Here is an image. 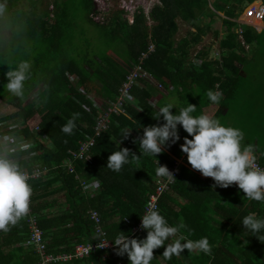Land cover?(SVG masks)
<instances>
[{"label":"trees","instance_id":"obj_1","mask_svg":"<svg viewBox=\"0 0 264 264\" xmlns=\"http://www.w3.org/2000/svg\"><path fill=\"white\" fill-rule=\"evenodd\" d=\"M43 1L5 0V10L0 14V20L6 25L21 24L23 27L20 36L10 39V44L22 48V39H26L41 43L43 48L41 54L33 57L34 68L30 79L25 82L23 97H15L5 89V74L11 67L6 63L0 65V100L16 109L2 118L24 125L21 129L0 133L14 132L32 142L26 150L16 153L24 170L30 171L34 165H59L72 156V151L78 150L80 142L93 136L94 126L104 107L116 101L127 74L140 63L142 53L148 52L151 44L154 50L143 60L142 68L167 91L165 94L153 83L139 79L131 90L136 105L125 104V112L110 113L108 128L95 138L89 150L90 161H76L75 174L60 168L48 178L29 182L33 189L32 209L38 217L48 252L60 253L73 251L78 243L97 240L89 209L99 213L110 240H115L120 233L128 235L140 220L160 177L156 174L155 158L140 156L138 144L145 126L163 123L162 118L155 119L156 107L174 100L177 113L189 103L197 106L193 115H200L207 114L210 105H218L222 110H215L213 117L226 126L238 124L229 116L237 109L235 104L240 92L245 94V101L253 100V96L247 94L246 83L256 63L264 69V30L257 32L254 27L245 25L241 35L238 33L240 25L236 19L241 11L232 5L235 0H156L147 13L139 6L129 18L127 12L117 9L107 23L95 21L96 6L94 0H88L85 7L90 8L89 22L100 28V34L107 40L106 45L114 48L116 53L101 58L92 45L81 46L76 51L71 46L70 31L74 24L67 20L71 10L66 5L52 0L49 7L43 8ZM239 1L264 3V0ZM50 5L54 7L52 11ZM247 12L249 9L244 16ZM178 20L193 29L180 38H176ZM216 23L220 28L213 27ZM252 23L259 29L264 28V23L259 20ZM209 32L218 42L221 62L209 59L210 49L202 43ZM0 34L4 35V32L0 31ZM199 44L202 47L197 50ZM196 50L195 57L201 59L198 64L191 58V52ZM42 58H46L47 64L41 63ZM34 90L35 97L27 100ZM209 90L222 93L218 104L209 100ZM154 93L159 97L152 105L150 100ZM171 111L175 113V109ZM74 113H79V118L69 135L62 128ZM255 123L252 126L257 132L248 135L246 129V138L252 142L256 157L264 163V122L260 119ZM36 127L49 140V145L41 134L33 132ZM178 128L181 139L157 156L159 165L167 168H173L177 160L184 158L174 175L177 181L159 197L158 209L170 224H185L182 234L188 239L207 237L212 252L204 254L185 249L180 256L166 259L161 247L154 250V256L158 255L166 264H264V239L251 235L240 223L250 212L264 216V203L247 199L236 185L228 188L214 186L212 178L192 169L180 149L188 134ZM125 129L131 130L123 138ZM120 140L121 148H128L140 158L115 172L106 167L107 158L118 150ZM59 180L61 185L49 190ZM82 182L87 186L96 182L93 193L86 191ZM45 196L47 199L41 202ZM54 206L60 207V213L47 216L46 211ZM26 218L11 226L9 231H0V264H38L35 251L24 245L29 235ZM145 237L146 231L143 230L134 238ZM122 259L129 260L127 255H118L115 248L107 253L96 250L82 259L57 264H117ZM152 264L160 263L153 260Z\"/></svg>","mask_w":264,"mask_h":264},{"label":"clouds","instance_id":"obj_2","mask_svg":"<svg viewBox=\"0 0 264 264\" xmlns=\"http://www.w3.org/2000/svg\"><path fill=\"white\" fill-rule=\"evenodd\" d=\"M258 2L261 1L249 3L242 8V11L249 5H256ZM52 9L51 6L50 10ZM3 10V6L0 5V12ZM239 15L241 16V12ZM151 45L154 47L153 44ZM243 45L247 46L245 43ZM200 48L197 46V50ZM197 50L192 53L191 57L194 63H196L194 58ZM218 53L220 56L219 49ZM213 59L218 58L214 57ZM141 63L143 61L141 62L140 60V63L132 67L129 73L138 65L145 72ZM8 69L5 74L7 91L15 97H23L25 94V82L31 77L30 62L20 61L15 67ZM145 73L147 74V72ZM148 78L153 79L148 74L147 77H143L146 80ZM139 79L141 78L137 79L136 84ZM156 84L159 90H164L158 82ZM207 96L211 102L218 104L222 93L209 90ZM130 105L135 106L136 103L134 102V104ZM196 108L197 106L187 103V106L180 108L177 113L174 100L163 106L156 107L157 117L155 119L160 120L162 118L163 123L143 128V134L138 138L139 149L141 150L139 151L140 156L144 154L154 157L157 165L156 174L162 178H166L169 182L177 181L174 174L169 171V168L159 165L157 156L162 154L165 148L170 147L181 139L179 126L188 134V136L183 138L180 149L182 153L186 154L187 162L192 169L199 171L204 177L212 178L215 182L214 186L228 188L236 185L243 191L244 197L247 199L264 203V168L256 164L257 157L254 146L244 144V133L240 128L230 125L226 126L220 120L208 114L193 115ZM172 109H175L174 114L171 111ZM78 118L79 113H74L63 126L62 131L71 135L76 127L75 121ZM18 124L23 125L21 123ZM7 130L12 129L7 128ZM130 130H124L123 138L129 135ZM11 133L14 134V132H10L7 135L1 133L0 135L8 136ZM188 137L191 138L189 139ZM43 140L46 142L47 138ZM121 140L119 141L118 150L110 153L107 158L106 167L115 172H119L124 165L137 161L140 158V156L130 153L128 148H121ZM133 142L137 143V141ZM27 147L28 145L18 137L13 139L11 143H9V137H5L3 142H0V231L3 232L9 231L10 227L15 226L30 210V198L33 192L32 186L29 183L30 176L21 167L16 158V153L26 150ZM48 175L44 177L47 178ZM94 183L88 186L85 185L86 188L82 183L81 185L85 189H88V192L93 193L96 187ZM90 187L93 188L90 189ZM155 189L156 186L154 187V191ZM140 220L141 228L146 231L145 238H130L128 235L119 232L120 235L115 238L114 242L112 241L116 246L117 254L121 256L127 255L130 264H152L154 250L161 247L164 248L162 256L166 259L180 256L185 249L188 252L198 250L204 254H211L212 252V247L207 237H201L198 240L188 239L187 236L182 234V230L186 228V225L182 222L175 225L170 224L158 208L153 207L148 209L140 217ZM240 223L243 225L244 230H247L251 235L256 236L259 240L264 239V235H262L264 234V216L250 212L242 217ZM106 243L102 244L101 247Z\"/></svg>","mask_w":264,"mask_h":264},{"label":"rangeland","instance_id":"obj_3","mask_svg":"<svg viewBox=\"0 0 264 264\" xmlns=\"http://www.w3.org/2000/svg\"><path fill=\"white\" fill-rule=\"evenodd\" d=\"M87 1L88 0H56V3L64 4L69 8V10H71V14H69L67 17V20L70 23L74 24L73 30L70 31V37L72 38L70 42L73 43L71 44V46H73L76 51V49L81 46L92 45V47H96L101 58H108L109 56H112V54L116 55L114 48H109L108 45H106L107 40L100 34V28L89 22L90 8L85 7ZM4 2L5 0H0V5H2L3 8L5 7L3 5ZM154 2H156V0H95L94 4L96 6L97 14L94 19L95 21H100L101 23H107L110 19V16L113 14L112 12H115L117 9H123L125 12H127L128 15L126 14V16H128L129 18L132 16V12L137 6L144 7L145 11L147 12ZM234 2L232 3V5L235 6V9L237 11H241L244 3H241V1L239 0H235ZM7 3L9 2L7 1ZM50 3H52V0H44L41 6L43 8L49 7L48 4ZM52 8L54 9L53 6ZM49 9H51V7ZM4 10L2 12H4ZM148 23L151 24L152 22L149 21ZM213 27L220 28V24L216 23L213 25ZM178 28L179 29L177 31L176 38L184 37L189 30H193L190 29L188 24L183 23L180 20H178ZM262 29L264 30V28ZM22 30L23 27L21 24H12L10 26L6 25L2 20H0V31L1 33L4 32V35L0 34V65L2 63H6L7 67L12 68L15 67L16 64L20 61H28L31 64V69L34 68L33 57H37L39 53H42V44L39 42H32L31 40L22 39L23 45L22 48H20L17 44L9 43L10 39H15L17 35L20 36ZM202 43L206 45L205 47L207 49H210V56H208L209 59L218 56V44L215 41V37L213 36L212 32H209L206 36L203 37ZM16 46L17 48H15ZM198 46L202 47V44H199ZM192 53L193 52H191V56ZM41 63L47 64L46 58H42ZM252 69L253 70L246 83V87L247 94L252 95L253 100L245 101V94L240 92L236 100L237 103L235 104L237 109L233 111V113L229 116L232 122L238 123L233 127L240 128L243 131L244 144H252V142L248 138H246V129L248 135L255 134L257 130L253 128L252 125H256L257 123L255 122L260 121V119H262L264 122V69L257 66V63L252 67ZM147 81L156 85L154 79L148 78ZM3 84L4 83H2V85ZM5 89L7 90L6 86ZM163 92L166 94V91ZM155 94L156 93H154V95ZM242 94L243 98L241 100ZM34 97L35 90L32 94L30 93L28 95L27 100L31 101ZM157 97H159L158 94ZM238 102L240 103V105ZM10 109L14 108L6 105L4 102H2V100H0V122H8L6 120L1 121V118L4 117V115L2 114L6 113ZM217 109L222 110V108H219L218 105H210L206 109V113L212 116ZM14 110L16 111V109ZM46 144L49 145V140L46 141Z\"/></svg>","mask_w":264,"mask_h":264},{"label":"built area","instance_id":"obj_4","mask_svg":"<svg viewBox=\"0 0 264 264\" xmlns=\"http://www.w3.org/2000/svg\"><path fill=\"white\" fill-rule=\"evenodd\" d=\"M249 7V8H248ZM246 9H249V12H247L246 17L244 16L246 9L244 10L243 15L237 18V22L240 25L238 28V33L241 35L243 32L242 26L244 25H253V21L259 20L260 22L264 19V3L258 2L256 5H249ZM241 37V36H240ZM242 44H244V41H242ZM247 47V46H246ZM154 47L150 45L148 52L142 53V57L140 58L141 62L144 58L148 56V53L153 51ZM220 60V56L218 53V56H216ZM194 61L196 64L201 62V59L195 57ZM221 62V60H220ZM147 77V74L142 71L141 67L138 65L132 70L129 75L127 76L125 82L122 84V86L119 89V95L116 98L115 102H111L109 105H106L104 107V112L100 115L98 118L95 126H94V135L88 136L87 140L80 142L78 146V150L73 152L72 156L65 159L59 166H54L53 168L42 166V165H34L32 170L27 171L25 170L29 176L30 180H39L43 178L44 176L48 175L52 169H59L64 168L70 173H75V163L78 160H85L90 161L91 155L89 150L93 147L95 143V138L98 137L102 131L106 130L108 128V125L110 123V113L113 111L118 112H125V104H134L133 98L131 96V88L134 84H136L138 78ZM160 86V85H159ZM94 101V100H93ZM97 106H100L99 104ZM4 126H8V129H14V128H23L24 125H19L11 122H0V128H3ZM34 132L40 133L38 127L35 128ZM44 139H46L45 135L41 134ZM13 139L15 138H21L23 142L26 145H31L32 142L29 140H26L23 135H13ZM184 158H180L177 160L173 166V168H169V171H171L174 175L176 173L178 165H180L181 162H183ZM256 164L262 168H264V163H261L257 157ZM172 182L167 181L166 178L159 177L157 179V185L154 192L150 193L149 198L147 200V203L145 205V212L150 208H158V199L162 195L163 192L169 189L170 184ZM97 183H94V186ZM82 185L86 188V184L82 182ZM93 187H90L92 189ZM32 199L30 198V210L28 214L26 215V220L29 227V235L27 239L25 240V245L27 247L32 248L35 253L38 256V264H57V263H68L72 262L75 259H82L84 257L89 256V254L93 251L100 250L103 252H110L113 251L116 246L112 243L114 240H110L107 238V232L103 227L102 220L96 210H89L88 215L90 216L91 220L94 222V230L95 235L97 237V240L94 242H87V243H79L75 245L72 252H61V253H52L48 252L46 241L43 237V231L39 227L38 217L35 215L32 209ZM143 214V215H144ZM125 222L130 223L129 219H125ZM143 231L141 228V220L136 223L132 229L131 232L128 234L130 238H134L136 235L140 234ZM108 241V242H107ZM107 242V243H106ZM106 243L103 247H101L102 244ZM117 264H122L120 261L117 262Z\"/></svg>","mask_w":264,"mask_h":264},{"label":"crops","instance_id":"obj_5","mask_svg":"<svg viewBox=\"0 0 264 264\" xmlns=\"http://www.w3.org/2000/svg\"><path fill=\"white\" fill-rule=\"evenodd\" d=\"M254 2H257V1H254ZM244 3V2H243ZM244 7V4H243V6H242V8ZM218 14L220 15V16H222V17H224V14L223 13H221V12H218ZM241 15H243V12H242V10H241ZM238 17H240V15L238 16ZM237 17V18H238ZM263 23V22H262ZM254 25V24H253ZM256 26V27H255ZM254 26V28L256 29V31L257 32H261V31H263V29L261 30V29H259L258 27H257V25H255ZM251 27H253V26H251ZM216 41V40H215ZM217 42V41H216ZM217 44H218V42H217ZM243 75H245V74H243ZM155 81V80H154ZM156 82V81H155ZM157 83V82H156ZM157 85V84H156ZM161 92H163V91H165V90H160ZM164 93V92H163ZM166 93H167V91H166ZM158 101V97H157V95H155L154 97H152L151 98V100H150V103L152 104V105H155V103ZM14 109H10L9 111H7L6 113H3L2 115H4V116H6V115H8V114H10V113H13V112H15V110L13 111ZM6 114V115H5ZM3 120H6V121H8V123H9V121H11L12 123H16V124H18V122L17 121H13V120H10V119H4V118H1V121H3ZM7 127L8 126H4L3 128H0V132L1 131H6V129H7ZM7 135V134H6ZM14 134H8V136H1L0 135V142H3V140H4V138L5 137H9V143H11V141L13 140V136ZM50 143V142H49ZM259 155V154H258ZM55 166H59L60 167V164L59 165H55ZM49 167V166H48ZM54 166H51L50 168H53ZM25 170H27L28 171V169H25ZM32 170V169H31ZM55 170H57V169H52V171L50 172V174L47 176V178L48 177H50L51 175H52V172L53 171H55ZM32 181V180H31ZM31 181H29V182H31ZM61 185V181L59 180V181H57V182H55L53 185H52V187L51 188H49V190L50 189H55V188H57V187H59ZM86 191H88V189H86ZM41 192H45V191H41ZM54 196V195H53ZM53 196H51V197H53ZM47 199V197L45 196L44 197V199H42L41 200V202H43L44 200H46ZM60 207H53V208H50V209H48L47 211H46V215L47 216H55V215H58L59 213H60V209H59ZM27 239V238H26ZM25 245V244H24ZM26 246V245H25ZM5 251H8L9 249H4ZM197 250H193V252H196ZM155 258H154V261L156 260V261H158L160 264H166V262H164L158 255H155L154 256ZM120 262L122 263V264H130V261L129 260H127V259H122V260H120Z\"/></svg>","mask_w":264,"mask_h":264},{"label":"water","instance_id":"obj_6","mask_svg":"<svg viewBox=\"0 0 264 264\" xmlns=\"http://www.w3.org/2000/svg\"><path fill=\"white\" fill-rule=\"evenodd\" d=\"M249 4L248 1H244V7L247 6Z\"/></svg>","mask_w":264,"mask_h":264}]
</instances>
